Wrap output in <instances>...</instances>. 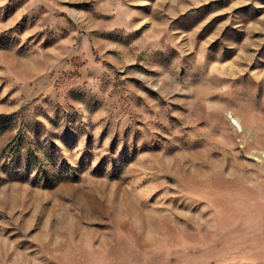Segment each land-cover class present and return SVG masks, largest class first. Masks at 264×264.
<instances>
[{
	"label": "rangeland",
	"instance_id": "rangeland-1",
	"mask_svg": "<svg viewBox=\"0 0 264 264\" xmlns=\"http://www.w3.org/2000/svg\"><path fill=\"white\" fill-rule=\"evenodd\" d=\"M0 264H264V0H0Z\"/></svg>",
	"mask_w": 264,
	"mask_h": 264
}]
</instances>
